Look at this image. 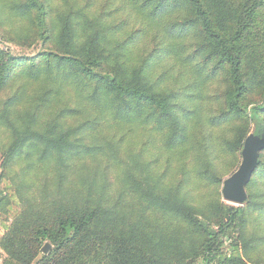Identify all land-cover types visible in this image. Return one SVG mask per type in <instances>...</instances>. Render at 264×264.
Segmentation results:
<instances>
[{
    "label": "trees",
    "instance_id": "16d2710c",
    "mask_svg": "<svg viewBox=\"0 0 264 264\" xmlns=\"http://www.w3.org/2000/svg\"><path fill=\"white\" fill-rule=\"evenodd\" d=\"M0 41L3 264L264 257V149L221 193L264 133V0H0Z\"/></svg>",
    "mask_w": 264,
    "mask_h": 264
},
{
    "label": "water",
    "instance_id": "95a60500",
    "mask_svg": "<svg viewBox=\"0 0 264 264\" xmlns=\"http://www.w3.org/2000/svg\"><path fill=\"white\" fill-rule=\"evenodd\" d=\"M264 149V133L261 136L249 134L243 143L241 163L239 168L228 176L221 188L224 200L241 204L246 199L245 185L248 183L257 167L258 153ZM48 244L44 246L47 250Z\"/></svg>",
    "mask_w": 264,
    "mask_h": 264
},
{
    "label": "rangeland",
    "instance_id": "374dc122",
    "mask_svg": "<svg viewBox=\"0 0 264 264\" xmlns=\"http://www.w3.org/2000/svg\"><path fill=\"white\" fill-rule=\"evenodd\" d=\"M6 45L9 46L14 52H21V49L19 47L15 46L12 43H6ZM0 47H3L2 44H1V41H0ZM29 52H31V51H28V53ZM252 133H254L253 125L250 127V134H252ZM229 175L230 174H228L226 177H228ZM5 185H7V181H5L3 183V185H0V188H3ZM7 208H8V214H3V216L0 215V235L4 232L5 225L7 224L6 223L7 222L6 219L10 216V214L15 209V202L10 204ZM0 251H1V249H0ZM0 258L2 259L1 256H0ZM252 264H256V263H252ZM258 264H264V257L259 260Z\"/></svg>",
    "mask_w": 264,
    "mask_h": 264
},
{
    "label": "built area",
    "instance_id": "2783aa9c",
    "mask_svg": "<svg viewBox=\"0 0 264 264\" xmlns=\"http://www.w3.org/2000/svg\"><path fill=\"white\" fill-rule=\"evenodd\" d=\"M0 264H3V263L0 261Z\"/></svg>",
    "mask_w": 264,
    "mask_h": 264
}]
</instances>
